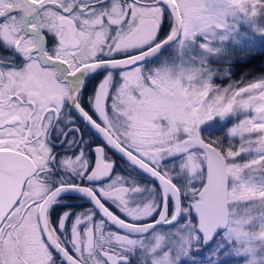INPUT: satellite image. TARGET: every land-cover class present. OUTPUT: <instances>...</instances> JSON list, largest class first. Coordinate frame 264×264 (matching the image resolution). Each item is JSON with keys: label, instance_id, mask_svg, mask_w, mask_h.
Segmentation results:
<instances>
[{"label": "snow or ice", "instance_id": "6c2138e0", "mask_svg": "<svg viewBox=\"0 0 264 264\" xmlns=\"http://www.w3.org/2000/svg\"><path fill=\"white\" fill-rule=\"evenodd\" d=\"M228 17L264 0H0V264H264V78L146 109Z\"/></svg>", "mask_w": 264, "mask_h": 264}, {"label": "rangeland", "instance_id": "374dc122", "mask_svg": "<svg viewBox=\"0 0 264 264\" xmlns=\"http://www.w3.org/2000/svg\"><path fill=\"white\" fill-rule=\"evenodd\" d=\"M201 38L197 37L199 41ZM264 29H260L252 23L240 17H228L227 26L215 33L210 47L211 52H204L198 46H192L188 49L177 51L170 48L160 57L156 63H160L161 67L171 69L172 79L158 84L159 99L146 106L149 112H164L171 108V101L184 97L187 90V82L183 84L179 78L183 72H194L201 76L205 81L212 75L213 83L222 87H227L234 82H242L246 84L250 81L254 82L258 78H264V73H249L245 75L233 76L234 73L229 72L227 63L240 60L248 53L257 52L264 49ZM263 67H264V62ZM150 67L152 65H149ZM119 79V78H117ZM235 98L234 96L232 97ZM242 116L227 117L224 120L214 118L211 121L201 125V129L205 132H213V135H224L227 127L238 123ZM207 137V133H205ZM225 143L227 137L225 136ZM238 145V139L235 141ZM247 157L242 156L238 159L244 160ZM233 264H236L233 261ZM242 264V262H241Z\"/></svg>", "mask_w": 264, "mask_h": 264}, {"label": "trees", "instance_id": "16d2710c", "mask_svg": "<svg viewBox=\"0 0 264 264\" xmlns=\"http://www.w3.org/2000/svg\"><path fill=\"white\" fill-rule=\"evenodd\" d=\"M264 41V39H263ZM264 49L246 54L244 57L240 58V60L227 63V67L229 72L234 73L235 77L238 75H245L246 73H264Z\"/></svg>", "mask_w": 264, "mask_h": 264}, {"label": "flooded vegetation", "instance_id": "af4514ba", "mask_svg": "<svg viewBox=\"0 0 264 264\" xmlns=\"http://www.w3.org/2000/svg\"><path fill=\"white\" fill-rule=\"evenodd\" d=\"M117 78H119V77H118V74H117ZM121 163H122V162H121Z\"/></svg>", "mask_w": 264, "mask_h": 264}, {"label": "clouds", "instance_id": "9594fccd", "mask_svg": "<svg viewBox=\"0 0 264 264\" xmlns=\"http://www.w3.org/2000/svg\"><path fill=\"white\" fill-rule=\"evenodd\" d=\"M214 22V21H213Z\"/></svg>", "mask_w": 264, "mask_h": 264}]
</instances>
